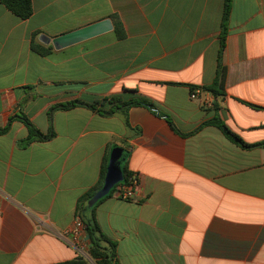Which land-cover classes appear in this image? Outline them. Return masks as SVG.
Masks as SVG:
<instances>
[{"label":"crops","instance_id":"0c3cea01","mask_svg":"<svg viewBox=\"0 0 264 264\" xmlns=\"http://www.w3.org/2000/svg\"><path fill=\"white\" fill-rule=\"evenodd\" d=\"M224 3L32 0L31 17L20 20L0 0V126L22 112L55 133L22 146L27 129L13 121L0 135V264L79 256L61 237L115 147L128 152L133 197L115 190L83 214L116 243L118 264H264V148H240L209 125L193 133L218 118L245 144H264V0H230L223 95L190 98L191 87L216 78ZM105 20L111 31L58 51L39 41ZM31 41L50 53H34ZM112 98L146 100L161 116L134 106L48 117L70 101L106 111ZM81 242L87 253L86 234Z\"/></svg>","mask_w":264,"mask_h":264},{"label":"trees","instance_id":"16d2710c","mask_svg":"<svg viewBox=\"0 0 264 264\" xmlns=\"http://www.w3.org/2000/svg\"><path fill=\"white\" fill-rule=\"evenodd\" d=\"M1 4L14 16L19 18L20 20H27L32 15V0H1ZM229 11H230V0H225L224 3V10L222 15V25H221V33H220V43H219V51L217 56V71H216V78L213 81L212 84L208 86H203L202 88L198 87H191L190 92L196 89H200L202 91L208 92L214 96H222L224 92V82H225V76H226V69L221 63V56H222V50L224 48V38L226 35V23L229 17ZM115 34L117 39L123 38V32L121 24L117 21L115 22ZM38 33H34L32 35V39L36 37ZM31 51L38 54L39 56L45 57L50 53V48L44 49L36 44H34L33 41H31L30 45ZM104 102V101H103ZM109 103L111 105L109 110H98L96 108V105L102 106L103 103H97L93 105L85 104L80 101H70L63 103L61 105H57L55 107H52L48 112V117L50 120L51 113L55 110H62V111H69L72 109H75L77 107H86L90 110L96 111L97 113L103 115V116H110L112 115L116 110H127L130 107L139 106V107H145L152 113L161 116L157 113L156 109L152 105V103L143 100V99H133L127 102H123L118 98H112L109 100ZM252 108L257 109V107L251 106ZM169 126L174 130V126L171 122V120L167 116H162ZM13 121H19L22 123L25 128L27 129V138L23 141L22 146H27L33 141H48L51 140L54 136V130L49 123L48 131L43 134L41 133L30 121L29 119L22 113L18 112L14 116H11L7 122V124L3 127L0 126V135H4L8 133L10 130L11 123ZM213 126L217 128L223 136L229 140L230 142L234 143L235 145L239 146L243 149H249L253 147L260 146L264 148V144L259 145H248L245 144L237 135L232 133L223 122H221L218 118H212L211 120L204 122L201 124L193 133L200 130L204 126ZM192 134V133H191ZM189 134V135H191ZM113 148L111 149V151ZM111 153V152H110ZM107 161L105 160V163H103V166L101 167L100 171V179L98 184L89 190L83 198L80 200L81 203L88 202L94 194L99 191L104 183V179L107 173ZM132 176V174L127 173L125 169H123V181L121 183H118L115 185L109 192L107 196L99 200L92 208H89V210H92L97 204H99L103 199L110 197L112 193L115 191V189L120 185H129V178ZM87 210V207L83 205L82 207H77V214L78 219L82 222V224L85 227V234L87 237L88 242V256L90 259L94 261L95 264H118L116 259V243L108 239L100 230L95 218L93 216L86 217L84 216V212ZM56 264H89L85 259L78 256L75 259L67 262L62 263H56Z\"/></svg>","mask_w":264,"mask_h":264},{"label":"water","instance_id":"95a60500","mask_svg":"<svg viewBox=\"0 0 264 264\" xmlns=\"http://www.w3.org/2000/svg\"><path fill=\"white\" fill-rule=\"evenodd\" d=\"M112 30L110 21L105 20L79 30H75L63 36L50 40L46 36H40L39 41L45 45H51L58 51L63 48L78 44L88 39L97 37ZM128 152L122 148L115 147L110 153L107 173L102 188L97 191L88 201L87 207L92 208L99 200L107 196L110 190L123 181V166L127 159Z\"/></svg>","mask_w":264,"mask_h":264},{"label":"built area","instance_id":"2783aa9c","mask_svg":"<svg viewBox=\"0 0 264 264\" xmlns=\"http://www.w3.org/2000/svg\"><path fill=\"white\" fill-rule=\"evenodd\" d=\"M201 90L196 89L190 93L191 99H196L199 94H201ZM208 104V103H207ZM206 104V105H207ZM129 185H120L115 190L118 194V197L121 200H129L133 197L134 189L137 186V178L136 176H131L129 179ZM85 234V227L82 222L77 219L73 225V227L68 230L65 234L62 235L61 240L69 247L74 249L80 257L86 260L87 253L85 252L81 239Z\"/></svg>","mask_w":264,"mask_h":264},{"label":"rangeland","instance_id":"374dc122","mask_svg":"<svg viewBox=\"0 0 264 264\" xmlns=\"http://www.w3.org/2000/svg\"><path fill=\"white\" fill-rule=\"evenodd\" d=\"M86 261H87L89 264H95L94 261H93L92 259H90V257L88 256V253H87Z\"/></svg>","mask_w":264,"mask_h":264}]
</instances>
